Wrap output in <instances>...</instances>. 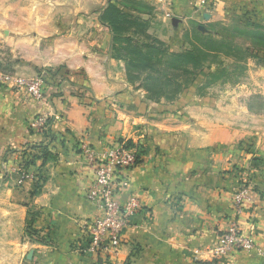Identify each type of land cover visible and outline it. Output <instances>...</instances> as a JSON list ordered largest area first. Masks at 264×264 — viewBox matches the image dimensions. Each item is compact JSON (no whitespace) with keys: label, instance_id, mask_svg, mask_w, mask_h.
<instances>
[{"label":"crops","instance_id":"0c3cea01","mask_svg":"<svg viewBox=\"0 0 264 264\" xmlns=\"http://www.w3.org/2000/svg\"><path fill=\"white\" fill-rule=\"evenodd\" d=\"M41 2L27 7L12 75L58 70L62 77L46 84L41 101L0 90V264H264V80L254 81L263 104L254 113L239 85L219 82L198 95L203 77L174 102H149L127 82L100 23L115 3L180 52L194 25L228 22L239 0H211L206 13L193 0ZM38 116L52 121L47 135L28 128ZM121 141L136 144L140 160L118 199L135 198L140 210L110 261L85 252L99 213L86 200L93 173L79 147L101 154ZM23 152L34 156L33 176L18 186ZM243 179L248 201L236 216L232 197ZM232 223L254 249L212 260L209 251Z\"/></svg>","mask_w":264,"mask_h":264},{"label":"built area","instance_id":"2783aa9c","mask_svg":"<svg viewBox=\"0 0 264 264\" xmlns=\"http://www.w3.org/2000/svg\"><path fill=\"white\" fill-rule=\"evenodd\" d=\"M196 10L209 12L211 0H193ZM51 78L45 71L38 73L32 79H24L12 74L0 73V90L8 88L24 91L35 101H41L44 88ZM48 121L45 116H38L29 122V130L35 134H43L48 130ZM80 154L86 165L93 173V183L87 192L86 200L93 204L98 215L91 221L87 230V247L85 252L97 257L115 259L122 244L124 230L129 226L130 220L140 210L135 198H129L125 204L119 202L118 196L126 188L130 172L138 164V147L136 144L121 141L108 147L103 153L97 154L90 147L82 144ZM29 171L18 167V183L32 178ZM247 181L242 180L241 185L232 197L234 214L240 215L248 201ZM254 249V242L249 235L238 229L235 223L228 226L216 244L209 251L211 259L217 261L232 256L235 252H249ZM111 263V262H110ZM113 264V263H112Z\"/></svg>","mask_w":264,"mask_h":264},{"label":"trees","instance_id":"16d2710c","mask_svg":"<svg viewBox=\"0 0 264 264\" xmlns=\"http://www.w3.org/2000/svg\"><path fill=\"white\" fill-rule=\"evenodd\" d=\"M100 23L112 36L111 51L112 56L123 61L126 80L129 84L135 85L145 93V98L149 102L158 103L174 102L184 91L194 86L198 78L205 72L203 81L213 76L219 65L208 64L209 58L224 56L222 45L215 39L208 38L201 41L198 48L185 49L180 52H172L166 44L147 34L148 23L138 17L126 13L119 9L115 3H109L100 15ZM198 36V33L197 35ZM199 41V40H198ZM195 46V45H193ZM197 46V44H196ZM228 53H231L227 49ZM214 67L215 71H213ZM54 81L62 77L58 70L45 71ZM4 74V73H3ZM12 74V73H11ZM202 81L198 88V95H203L204 91L212 85ZM228 83L227 79H219L213 83ZM255 102L259 103L255 105ZM263 104L259 98L254 97V109L249 107L248 111H261ZM52 121H48L50 126ZM48 130L42 135H47ZM131 145V143H128ZM40 149L39 147H29V149ZM43 152L42 160L47 159V152ZM34 156L29 152L21 155L20 167L28 171L34 165ZM139 162V154H138Z\"/></svg>","mask_w":264,"mask_h":264},{"label":"rangeland","instance_id":"374dc122","mask_svg":"<svg viewBox=\"0 0 264 264\" xmlns=\"http://www.w3.org/2000/svg\"><path fill=\"white\" fill-rule=\"evenodd\" d=\"M31 3L36 4V10L40 8L37 4L42 2L0 0V73L11 74L15 70L16 60L21 56L18 54L23 51V41L17 37L25 33V15ZM199 26L201 28L194 25L189 35L188 49L196 50L202 40L210 37L222 45V52L225 53L224 56L208 59L209 65H219V69L215 71L212 67L215 73L203 82L214 86L213 82L219 78L227 79L229 86L239 85L235 92L242 93L247 108L254 109V93L258 89L254 81L256 78L264 80V0H239L228 22L202 23ZM227 49L232 52L228 53ZM260 70L263 73L259 75ZM204 72L201 77L207 73ZM258 104L255 102V105Z\"/></svg>","mask_w":264,"mask_h":264},{"label":"water","instance_id":"95a60500","mask_svg":"<svg viewBox=\"0 0 264 264\" xmlns=\"http://www.w3.org/2000/svg\"><path fill=\"white\" fill-rule=\"evenodd\" d=\"M201 28V27H200Z\"/></svg>","mask_w":264,"mask_h":264}]
</instances>
